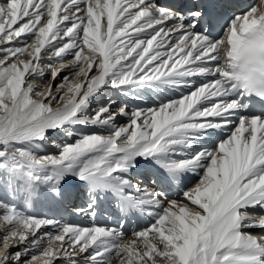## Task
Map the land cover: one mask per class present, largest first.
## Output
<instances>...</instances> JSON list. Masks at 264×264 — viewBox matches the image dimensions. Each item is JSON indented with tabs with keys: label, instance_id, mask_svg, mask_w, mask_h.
<instances>
[{
	"label": "snow or ice",
	"instance_id": "6c2138e0",
	"mask_svg": "<svg viewBox=\"0 0 264 264\" xmlns=\"http://www.w3.org/2000/svg\"><path fill=\"white\" fill-rule=\"evenodd\" d=\"M65 258L264 264V0H0V264Z\"/></svg>",
	"mask_w": 264,
	"mask_h": 264
},
{
	"label": "bare ground",
	"instance_id": "6f19581e",
	"mask_svg": "<svg viewBox=\"0 0 264 264\" xmlns=\"http://www.w3.org/2000/svg\"><path fill=\"white\" fill-rule=\"evenodd\" d=\"M249 4H251V2ZM40 79H42V78H40ZM194 79L199 80L201 78L196 77ZM176 95H178V93H176ZM145 97H146L145 100H130L129 103H130V105L140 106V107L151 106L153 104V99L151 97V94H148ZM224 134L225 133L217 132L213 136L210 137V140L214 142V141L218 140ZM194 179H196L195 176H190L188 179H186L184 181V183L187 184L188 186H191L190 185L191 181ZM178 191H180L179 188H177L176 193ZM28 211L30 214L46 215L49 217H54L56 219H62V220H65V221H68V222H71V223H74V224H77L80 226H84V227L91 226V224L93 223V221L90 217H88V216H76L74 213L71 212V209L66 207V206L62 207V206L52 205L49 203H38L32 209H29ZM97 218H96V221H97ZM147 221H148L147 218H140V219L134 220L131 222V227H143L148 223ZM96 223L104 224L101 221H98ZM129 231H130V229H129ZM59 263L60 264H67L66 258L57 262V264H59Z\"/></svg>",
	"mask_w": 264,
	"mask_h": 264
},
{
	"label": "rangeland",
	"instance_id": "374dc122",
	"mask_svg": "<svg viewBox=\"0 0 264 264\" xmlns=\"http://www.w3.org/2000/svg\"><path fill=\"white\" fill-rule=\"evenodd\" d=\"M47 79H48V76H47V74H46L45 77H42V79L38 80V82L40 83V82H42V81H46ZM143 102H144V101H143ZM55 140H56L57 142H59V141L61 140V138H60V137H56ZM51 146H52V145L49 144V147H51ZM195 180H196V179L192 180V181H191V184L194 183ZM191 184H190V185H191ZM59 264H60V263H59Z\"/></svg>",
	"mask_w": 264,
	"mask_h": 264
}]
</instances>
